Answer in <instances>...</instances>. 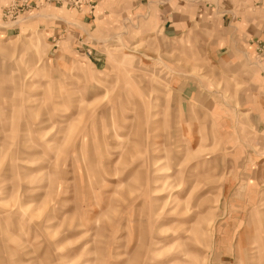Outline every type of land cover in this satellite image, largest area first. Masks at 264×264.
<instances>
[{"label": "rangeland", "instance_id": "374dc122", "mask_svg": "<svg viewBox=\"0 0 264 264\" xmlns=\"http://www.w3.org/2000/svg\"><path fill=\"white\" fill-rule=\"evenodd\" d=\"M0 264H264V0H0Z\"/></svg>", "mask_w": 264, "mask_h": 264}]
</instances>
